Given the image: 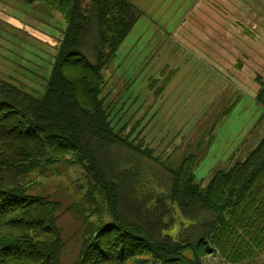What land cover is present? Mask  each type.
I'll list each match as a JSON object with an SVG mask.
<instances>
[{
  "label": "trees",
  "instance_id": "16d2710c",
  "mask_svg": "<svg viewBox=\"0 0 264 264\" xmlns=\"http://www.w3.org/2000/svg\"><path fill=\"white\" fill-rule=\"evenodd\" d=\"M24 1L60 12L65 28L42 92L0 81V264H62L59 203L31 191L34 174L61 163L81 166L106 205L71 264H197L215 252L225 264L256 261L264 251V131L205 185L194 173L200 140L163 165L168 189L123 193L110 148L159 159L137 126L112 124L102 96L104 70L141 11L129 0ZM254 98L264 107V82Z\"/></svg>",
  "mask_w": 264,
  "mask_h": 264
},
{
  "label": "rangeland",
  "instance_id": "374dc122",
  "mask_svg": "<svg viewBox=\"0 0 264 264\" xmlns=\"http://www.w3.org/2000/svg\"><path fill=\"white\" fill-rule=\"evenodd\" d=\"M129 1L141 15L104 70L102 96L112 124H127L125 132L137 126L159 159L110 148L116 181L131 195L165 191L171 177L163 165L202 140L194 173L205 185L215 168L243 157L264 131V107L254 98L264 82V0ZM64 28L60 12L0 0V81L42 92ZM36 176L31 191L59 203L61 262L71 264L87 225L105 213V200L91 191L81 166L61 163ZM262 253L250 264H264ZM200 264L225 263L215 252Z\"/></svg>",
  "mask_w": 264,
  "mask_h": 264
},
{
  "label": "water",
  "instance_id": "95a60500",
  "mask_svg": "<svg viewBox=\"0 0 264 264\" xmlns=\"http://www.w3.org/2000/svg\"><path fill=\"white\" fill-rule=\"evenodd\" d=\"M197 264H200L199 260H197Z\"/></svg>",
  "mask_w": 264,
  "mask_h": 264
}]
</instances>
